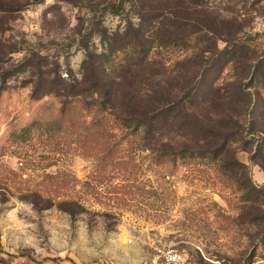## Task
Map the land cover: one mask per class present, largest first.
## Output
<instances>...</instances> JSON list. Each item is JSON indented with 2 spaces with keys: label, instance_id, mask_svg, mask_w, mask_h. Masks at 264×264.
Segmentation results:
<instances>
[{
  "label": "rangeland",
  "instance_id": "1",
  "mask_svg": "<svg viewBox=\"0 0 264 264\" xmlns=\"http://www.w3.org/2000/svg\"><path fill=\"white\" fill-rule=\"evenodd\" d=\"M5 1L23 9L0 10V264H264L258 205L218 161L161 157L112 110L79 102L90 93L83 41L100 50L97 27L124 26L110 1L129 0ZM205 2L217 30L195 33L126 90L185 96L199 136H227L224 157L264 188V0ZM210 46L236 49L208 76ZM56 100L70 101L65 114ZM169 137L161 143L187 142ZM69 198L88 210L72 217L58 207Z\"/></svg>",
  "mask_w": 264,
  "mask_h": 264
},
{
  "label": "trees",
  "instance_id": "2",
  "mask_svg": "<svg viewBox=\"0 0 264 264\" xmlns=\"http://www.w3.org/2000/svg\"><path fill=\"white\" fill-rule=\"evenodd\" d=\"M42 1L44 0L31 2ZM110 5L112 14L123 17L124 26L115 30L105 25L97 27L100 50L91 49L87 40L83 41L85 58L82 65L87 74L83 78L86 84L83 90L89 89L90 93L85 95L84 90L79 102L86 109L97 108L103 113L112 110L109 114L113 116V121L117 122L120 129L139 137L145 143V147L156 150L161 157L168 155L172 160L190 157L218 161L221 171L236 183L244 200L258 205L261 212L259 214L261 222L258 224L261 228L260 245L264 252V188L252 182L245 165L240 164L235 158L229 160L224 157L229 151L227 149L229 138L222 137V134L220 136L216 132L199 136L196 132L199 124L192 123L190 114L185 111L187 105L185 96L168 94L167 97L159 99L155 95L146 94L144 97L147 98L143 99L142 95L126 90L127 85H133L134 78L147 75L149 71L161 66L165 67L168 61L165 53L170 54L179 47H189L191 36L195 33L204 29L213 32L217 30L214 24L215 17L206 6L205 0H129L128 6L117 5L111 1ZM22 7L0 0L1 11L22 10ZM206 49L210 55L207 61L210 68H205L203 74L208 73L210 76L216 65L220 64L223 67L229 61H233L236 48L233 47L229 52L227 51L229 47L217 52L212 46ZM120 53L122 56L118 59ZM185 60H188L186 55L180 61ZM219 70H216V74ZM80 84L81 82L77 80L76 88H79ZM211 87L214 88V82ZM39 89L35 87L32 94V99L36 101L41 98ZM198 89L199 87L196 88ZM216 92L219 93L217 90ZM245 97L247 102L251 100L250 94L246 93ZM222 98L223 96L216 94L217 103ZM230 100L234 101V95H230ZM57 103L62 105V113L65 114L70 101ZM184 130L188 132H182ZM173 133L178 136L186 135L184 141L187 142L161 143L165 137ZM159 144L161 148L157 147ZM112 151H116L114 146ZM239 165L244 168L241 174L237 170ZM51 205H45L44 209ZM58 207L72 217H77L88 210L82 202L74 198L60 201Z\"/></svg>",
  "mask_w": 264,
  "mask_h": 264
},
{
  "label": "built area",
  "instance_id": "3",
  "mask_svg": "<svg viewBox=\"0 0 264 264\" xmlns=\"http://www.w3.org/2000/svg\"><path fill=\"white\" fill-rule=\"evenodd\" d=\"M170 259L175 260L177 258L176 254H169ZM16 264H23V263H16Z\"/></svg>",
  "mask_w": 264,
  "mask_h": 264
}]
</instances>
